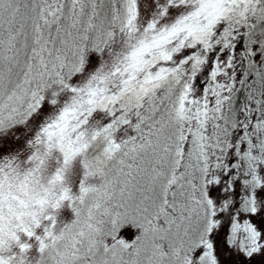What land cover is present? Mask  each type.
<instances>
[{"label":"snow or ice","instance_id":"1","mask_svg":"<svg viewBox=\"0 0 264 264\" xmlns=\"http://www.w3.org/2000/svg\"><path fill=\"white\" fill-rule=\"evenodd\" d=\"M0 264H264V0H0Z\"/></svg>","mask_w":264,"mask_h":264}]
</instances>
